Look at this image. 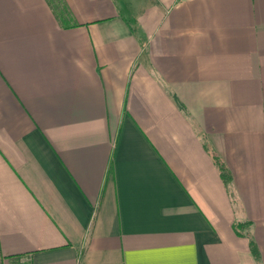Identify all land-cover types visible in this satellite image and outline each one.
<instances>
[{
	"label": "crops",
	"instance_id": "obj_1",
	"mask_svg": "<svg viewBox=\"0 0 264 264\" xmlns=\"http://www.w3.org/2000/svg\"><path fill=\"white\" fill-rule=\"evenodd\" d=\"M0 261L264 264V0H0Z\"/></svg>",
	"mask_w": 264,
	"mask_h": 264
},
{
	"label": "trees",
	"instance_id": "obj_2",
	"mask_svg": "<svg viewBox=\"0 0 264 264\" xmlns=\"http://www.w3.org/2000/svg\"><path fill=\"white\" fill-rule=\"evenodd\" d=\"M221 169L224 170L225 168L223 167V165H221Z\"/></svg>",
	"mask_w": 264,
	"mask_h": 264
},
{
	"label": "rangeland",
	"instance_id": "obj_3",
	"mask_svg": "<svg viewBox=\"0 0 264 264\" xmlns=\"http://www.w3.org/2000/svg\"><path fill=\"white\" fill-rule=\"evenodd\" d=\"M0 264H2L1 261H0Z\"/></svg>",
	"mask_w": 264,
	"mask_h": 264
}]
</instances>
